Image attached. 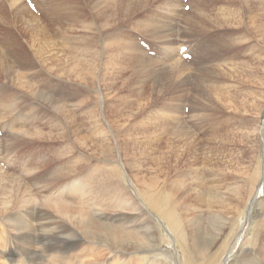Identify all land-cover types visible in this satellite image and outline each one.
Returning <instances> with one entry per match:
<instances>
[{
	"label": "rangeland",
	"instance_id": "1",
	"mask_svg": "<svg viewBox=\"0 0 264 264\" xmlns=\"http://www.w3.org/2000/svg\"><path fill=\"white\" fill-rule=\"evenodd\" d=\"M103 1L108 0H54L57 17L44 20L47 30L42 33L50 40L57 35L59 41L85 38L99 51L104 41L112 44L117 38L134 43L141 55L139 60L147 61L145 69L128 66L118 70L124 73L117 74V69L109 72L99 67L94 71V82L89 75L82 83L74 75L70 83L64 82V78L70 79L65 75L52 84L49 77L44 79L52 88L62 82L58 91L71 97L65 104L69 118L65 116L67 120L58 127L51 116L41 112V122L37 121L40 132L51 140H41L42 149L22 144L21 150L29 156L18 160L29 162L36 155L38 176L44 177H38L40 182L29 178L33 183L24 177L31 192L28 189L25 196L12 197L9 203L8 193L0 199V211L4 213L0 217V243L2 236L7 240L5 245L1 243L5 250L4 254L0 251V258L10 262V257L14 264L21 260L19 257L28 264H208L218 252L213 264H264L256 254L264 239V0H211L204 21L196 16L194 0L188 2L191 8L186 10L190 13L181 8V18L165 9L164 0H148L140 11L136 7V16L125 5L122 24L127 36L117 34L121 22L104 28L99 10ZM129 6H135V2ZM89 8L87 23L75 31L74 24ZM211 9L216 14H209ZM110 22H114L112 18ZM27 26L12 24L6 34L0 29V44L13 45L6 49L8 56L0 58V69H7L0 75V97L5 99L10 92L17 103L0 121V128L6 131L5 145L9 127L27 124L33 112L40 109L26 101L31 95L26 88L13 84L17 81L14 72L28 67L17 63L18 56L22 61L23 56L34 60L33 50L48 46V42L32 43L26 29L33 26ZM134 34L150 45L158 43L162 57L158 48L156 55L152 48L136 44ZM41 38L45 36L37 40ZM203 42L206 45L201 48ZM185 44H190L189 53L201 63L197 58L183 62L179 50ZM169 46L174 51L172 58L166 56ZM54 48V58H65L69 65L81 58H74L67 46ZM105 52L113 53L109 61L118 56L113 46ZM128 53L125 49L122 61L129 60ZM28 69V74L39 70L38 60ZM41 70L44 75L45 69ZM79 86L83 95L80 92L77 96ZM2 109L9 108L0 103V117ZM16 133L25 134L26 127ZM88 134L92 139L86 137ZM80 153L87 158L92 155L89 159L94 162L95 174L113 170L119 190L105 181L95 182L90 192L98 196L99 204H93L94 209L71 196L68 200L75 209L62 214L57 211V193L62 186L55 187L54 179L64 171L73 172L76 180L79 175L73 167L86 162H80V156L84 157ZM54 157L58 163H54ZM43 158L47 161L44 166L40 161ZM19 165L21 162L15 164L10 159L0 167L15 173L14 167ZM64 184L62 189L70 187ZM4 203L13 211L6 212ZM169 210L178 218L176 226L166 219ZM97 224L123 227L143 238L144 243L130 245L126 241L111 249L105 234L91 236L86 232V227L95 231ZM192 240L194 249L190 247ZM51 246L57 249L41 251ZM24 247L29 250L11 257V249L19 253ZM59 248L68 251L72 262L57 258L62 254Z\"/></svg>",
	"mask_w": 264,
	"mask_h": 264
},
{
	"label": "bare ground",
	"instance_id": "2",
	"mask_svg": "<svg viewBox=\"0 0 264 264\" xmlns=\"http://www.w3.org/2000/svg\"><path fill=\"white\" fill-rule=\"evenodd\" d=\"M164 1L166 3L165 9L168 12H170L173 15L180 17V18L182 15L180 13L181 8L184 7L186 4H188V2L186 3L183 0H164ZM210 1L211 0H194L193 1V3H192L193 8L195 9L196 14H197L196 16H198L200 21L201 20L204 21L208 17V13H207L205 8ZM34 2L36 3V9H37L36 12L32 11L28 7L25 0H4V2H2L0 4V29L2 31V34H6L7 28L12 26V24H22L24 26L25 25H28V26L32 25L33 28L31 30L26 29L29 31V37L33 41L32 43L35 42L37 44H41V43H47L48 42V46L45 45L46 47H44V45H39L38 47L35 48V50H33V56L37 57L34 60H38V63L40 65L39 70H37V71L32 70L28 74V70H29L28 67H29V65H31V67H32V64H34V60H32V58H28L25 56H23V61L20 60V58L22 56H18V59H17L18 64L23 65L24 67L28 66L25 68V71L16 70L14 72V70H13L14 75L17 78V81L15 82L16 84L15 83H13V84L15 86H18L19 88L20 87L26 88L31 93V95L27 94V95H29L30 99H28V97H27L28 100H26V101H28V103H30L31 105H34V107H37L40 109H37L36 111L33 112L32 117H31V119L28 120L27 124L20 125L19 127L17 124L11 125L9 127V132L6 135L8 144L5 145L6 148L4 150H2V151H4V158H2L3 160L0 159L1 160L0 164L5 165L6 161H9L10 159L11 160L14 159L15 164H17L18 162H21V165L14 167L16 169L15 173L12 171H11V173H8L7 170H5V168L0 167V199L2 198V196H4L3 195L4 193H8L7 194L8 195V201H6L7 203H9L11 201L12 197L13 198L15 197V199H20L23 196H25V194L28 192L29 187H28V185L25 184V182L23 180L24 177L26 178V180H28L30 182H32L29 179L31 177L32 178L34 177L35 178L34 181H38V182H40L38 177H40V176L44 177V175H42V174L40 176H38L39 175L38 170L40 169V166H37V164H34V158L36 157V155L32 154L33 156L30 157L29 162H27L26 160H18L19 157L21 158L23 156H26V153H27V152H23L21 150V148L24 147L22 144H29L32 147V149H37V148L43 146V144L40 142L41 140H51L50 138H48L47 136H45L44 134H42L40 132L39 122H41L40 121L41 112L43 113V111H44L47 114V116H51L55 120L56 125L58 127H60L61 124L67 120L66 117L69 118V113H66L67 111L65 110V104L70 102L71 97L69 95L63 96L61 93L64 91H58V89L62 86V82H60V84H58V87L52 88V87H54L53 85H50L48 87L46 86V83H48V82L44 83V79H47V77H49L50 79H48V80L52 84V82L55 79H58L64 75L68 76L70 78V79L64 78V82H66L68 80H75L71 77L72 75H74V76H76L77 79L81 78V83H82L84 80H86V76L89 75L91 77V81L94 82V71L97 70V68H99V67L101 68V70L105 69L109 72H111L112 68H113V70L117 69V71L118 70H126L128 66L133 67V68L134 67L140 68L141 71H144L145 65L147 63L146 60H139V59H141V55L137 51L134 43L124 42V41L119 40L118 38L115 39L112 44H110L108 41H104L103 47L100 51L95 49L94 46L85 38H67L66 37V38H61V40L59 41L57 39H59L60 37H59V35H57L54 40H50L49 38H47L46 34L42 33L43 29L47 30L46 22L44 20H47L48 18L57 17L56 10L52 6L53 3L50 5V0H43L42 2L40 0H34ZM103 2L105 4L101 5V7H99V10H101V12H102V19H103L102 22H103L104 28L107 29V27L110 24L117 23V21L121 22L120 26L117 30V34H123L126 36H127V33L124 31L125 27L123 26L124 16H125L123 6L126 5V9H129L131 11V14L133 16H136L137 15L136 7H137V11H140L143 5L148 4V0H108L107 3L105 1H103ZM131 2H135V6H129V4ZM149 2L153 3L151 0H149ZM255 7L257 8V6H255ZM148 10L150 12L151 8L148 7ZM254 10H256V9H254ZM89 11H90V8H89L87 14L81 20H79L77 23L74 24L76 26V28L74 29L75 31L80 26L85 25L87 23ZM182 11H184V10H182ZM111 12H112V14H111ZM187 12H189V11H187ZM187 12H185V14ZM209 14H216V13H214L213 10L211 9ZM115 15L117 17H114ZM192 17L193 16H190V18H192ZM110 18H112V20L114 22H110ZM41 20H42V22H44V24L41 23ZM193 20H195V18H193ZM185 21H187V20H185ZM188 22L190 23V20ZM193 22H196V20ZM197 25H199V24H197ZM28 26H27V28H28ZM43 35L45 36V38H41V39L37 40V38H39ZM110 41H112V40L110 39ZM5 45H6V42H3L2 44H0V58H4L5 56H8L6 49H10L13 46L10 43H8L7 46H5ZM59 45L64 46V47L67 46L68 47L67 50H69L70 52H73L74 58H75V56L78 57L80 55L81 58H76L79 62L77 63L75 61L72 63V61H71L72 65H69L68 62L65 60V58H62V60L60 58L55 59L54 56H56L55 55L56 49L54 47L55 46L58 47ZM110 46H113V49H114V51H117L118 56L109 61V59L112 57L113 53H106L105 48L110 47ZM233 46L234 45L232 44V47ZM125 49L126 50L129 49V53L127 54V55H129L127 57V59H129V60L122 61L126 57L125 55H123L125 52ZM58 51H60V50H58ZM171 52L174 53L172 47L169 46L168 49L166 50V56L168 58L170 57ZM63 54L67 55V51L64 52ZM170 58H172V57H170ZM84 59H87V60L85 61ZM97 60H99V64H97ZM62 64H65L67 66V68H63L61 66ZM1 65H2V63L0 62V66ZM41 69H45V70H43V71H45V72H43L44 75L42 74ZM6 71H7V69H3V70L0 69V75H2V73H6ZM52 71H54V72H52ZM122 73H124V71H118L117 72V74H122ZM106 75H108V74L106 73ZM13 76H12V78H13ZM127 76L128 77H126V78H130L129 75H127ZM124 80H123V83H124ZM127 80L125 82H127ZM143 80H140V81H143ZM68 82L70 83V81H68ZM77 82H78V80H77ZM70 85L71 84H69V86ZM84 85H86V84H84ZM92 85L93 84H91L92 89L95 90V87H93ZM80 86H81V84H80ZM80 86L78 87L79 92L77 93V96L79 95L80 92H81V95H83L82 94V88ZM88 87H89V84H87L86 88H88ZM83 90H85V88H83ZM93 90H92V92H93ZM87 92H86V94H87ZM2 94H4V93H2ZM55 96H57V99L55 98ZM62 100H64V101H62ZM14 101H16V99L13 98V94L10 92H7L5 94V99L0 97V103L7 104L8 108H9V109H2L3 113H2V116L0 117V121L14 109L15 105L17 104ZM18 101H20V100H18ZM21 101L23 102V100H21ZM84 103L86 104V100H84ZM88 104H90V103H88ZM75 106H77V104H75ZM163 112H164V114L167 113L165 111H163ZM171 113L172 112H170L168 114V116H171ZM84 115H86V114H84ZM155 116H158V115L155 114ZM87 118H88V116H87ZM37 121H39V122H37ZM165 123H166V121H165ZM21 127H26V133L25 134L21 135V134L16 133V131L19 130ZM87 136H90V134L86 135V137ZM90 138H91V136H90ZM33 139H35V140H33ZM34 141H36V142H34ZM82 141H83V139H82ZM82 144L84 145V143H82ZM18 147H20V149ZM86 147H88V145H86ZM40 149H42V147ZM9 153H11V154H9ZM84 153H80L84 156V157L80 156V158H81L80 162H82V161H86V162L80 163V165L77 167L71 166V167L75 168V169H73V171L79 175V177H77L76 180L74 179L75 175H73L74 174L73 172H71L70 174H64V171L57 173V176L54 179L56 181L54 183L55 187H59L60 185L62 187H66V185L64 183L67 182V184L70 185L69 181L74 179L73 181H71L72 185H70V187H67L64 189H62V187H60L61 189L57 193V194H59L57 197V206H58L57 211L59 213L64 214V213L70 212L71 210L74 211L75 207H73L71 205L70 201L68 200L71 198V196L73 197V199H77V200L86 202L88 209H91V210L94 209V208H92V205L93 204H99L98 196L90 192V190L94 186L95 182L105 181L106 183L109 184V186L112 189L119 190L117 184L114 182V176H115L114 171L113 170H104L98 174H95L94 173V170H95L94 162L90 163V159H92V155H90L91 157H89L90 158L89 159L86 157V155ZM87 154H88V152H87ZM7 155H9L8 158H7ZM57 155H58V152L56 153L55 157ZM28 156H26V159ZM55 157H54L53 161H54V163H58V160ZM74 157H76L75 153H74ZM41 158H42V156H41ZM67 160H68V158H67ZM40 161L42 163V166H44L47 162L44 158L41 159ZM43 162H44V164H43ZM67 163H69V165H71L70 162H67ZM60 164L61 163H59L58 165L60 166ZM30 186H31V184H30ZM29 191L31 192L30 189H29ZM9 194H11V195H9ZM111 194L115 195V192H111ZM157 204H158V202H157ZM211 204L212 203H210L209 206H211ZM4 205L6 207V212L13 211V209L11 207H9V204L4 203ZM84 206L85 205H83V207ZM211 207L209 209H211ZM157 208H159V207H157ZM165 215H166V219L170 225L172 224L173 226H176L177 224H179L178 218L175 217L172 210L167 211V213ZM2 216H4V213H2L0 211V217H2ZM96 227L97 228L95 231H91L88 227H86V232L91 236H94V235L99 234V233L105 234L107 239L110 241L109 247L111 249H114V248L117 249L118 245H120L122 242H126V241L129 242L130 245H138V244L144 243L143 238H141L139 235H137L135 233L128 232L123 227H120V226L108 227L104 224H97ZM40 230H42V229H40ZM180 238H181V240H183L185 242L184 235H180ZM6 242H7L6 238L2 236L1 237V243L3 245H5ZM1 243H0V251L2 254H4L5 249H3L4 246ZM184 246H185V252H187V247L185 244H183V247ZM195 246H196L195 242H194V240H192L191 245H190L191 249H194ZM33 247L34 246H31L30 250H33ZM64 247H66V245H64ZM56 249H57L56 246H51V247H49L48 250H45V248H43L41 251L47 252L49 250H56ZM11 250H13V249H11ZM19 250L20 251H19V253H16V256H21L22 253H25L26 251H28L29 248L28 247L19 248ZM58 251H60L62 254L57 255V258L62 260V261L70 263L71 255L68 254V251L63 250L62 248H59ZM36 252H38V250H36ZM10 253H12V251H10ZM256 254H257L258 258L264 263V239L262 240V245L259 249V252ZM11 257H13V256H11ZM14 258H17V257H14ZM217 258H218V252L213 253V260H212V262H210L208 264H213L217 260ZM11 259L12 258H10V257L7 258V260L10 261V262H8V261H5V260L0 258V264H14V263H12V262H14V260H11ZM19 260L20 261H18V259H17V262H18L17 264H28V262L25 259H22L21 257H19ZM186 264H188V263H186Z\"/></svg>",
	"mask_w": 264,
	"mask_h": 264
}]
</instances>
